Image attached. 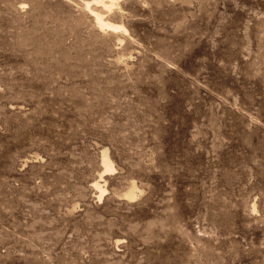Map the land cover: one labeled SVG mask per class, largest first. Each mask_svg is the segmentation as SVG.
<instances>
[{"label":"rangeland","instance_id":"1","mask_svg":"<svg viewBox=\"0 0 264 264\" xmlns=\"http://www.w3.org/2000/svg\"><path fill=\"white\" fill-rule=\"evenodd\" d=\"M82 1L0 0V264H264V0Z\"/></svg>","mask_w":264,"mask_h":264},{"label":"bare ground","instance_id":"2","mask_svg":"<svg viewBox=\"0 0 264 264\" xmlns=\"http://www.w3.org/2000/svg\"><path fill=\"white\" fill-rule=\"evenodd\" d=\"M118 0H83L82 1V7L86 11V13L90 14L91 18H93L95 25L100 29V30H122L124 33L126 32V29L122 25H117L115 23H111L108 20H106L103 15V9L104 11L112 10L114 7L117 8L118 5ZM102 8V11L101 9ZM119 9V8H118ZM121 31V32H122ZM126 34V33H125ZM101 164L103 166L104 172L112 171L113 167L111 166V162L105 152L102 153L101 155ZM104 174V173H103ZM101 176H99L100 180H93L91 182V187L92 189L97 193V198L102 199L104 193H105V187L101 183ZM135 186L132 184L131 187L126 191L124 196L127 199H134L136 194L135 191Z\"/></svg>","mask_w":264,"mask_h":264}]
</instances>
